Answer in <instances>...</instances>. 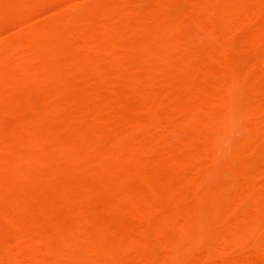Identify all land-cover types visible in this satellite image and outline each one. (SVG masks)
Masks as SVG:
<instances>
[{"label":"rangeland","instance_id":"obj_1","mask_svg":"<svg viewBox=\"0 0 264 264\" xmlns=\"http://www.w3.org/2000/svg\"><path fill=\"white\" fill-rule=\"evenodd\" d=\"M34 1L0 0V24L5 22L1 25L2 27L0 26V209L6 211L4 218L1 214L4 212L0 213V264H112V261L115 262L114 264H175L179 259L182 260L178 264H217L215 260L223 256L224 258L228 257L226 258L228 262L221 258L218 260V264H229V259L232 260L235 256L239 258L236 257L231 261V264L234 261H239L237 264H250V262L264 264V259H262L264 252L261 251L264 247V28H260L261 24H264V17L262 19L263 15H261L264 14L262 10L264 9V0H245L246 3L244 0H239L240 2L238 0H135L136 3L132 0L135 4L130 0H112L113 5H110V0H75L74 2L73 0H48L50 3L46 0V3L51 4L49 7H45L46 4L42 0V2L36 0L35 2L38 1L37 6L35 5L37 8L32 4ZM18 4L20 5L18 6ZM64 4L66 5L64 6ZM253 5H255L254 8L256 7L255 10H253ZM72 6L75 7L72 9ZM112 6H114L113 9ZM110 9L115 13H109ZM18 11H22L19 12V15L23 13L20 16L27 13V17L23 19L25 21L27 18V21L10 20L12 16L18 14ZM212 11L214 12L212 13ZM156 12L159 13L156 14ZM132 15L138 19H132ZM114 16L116 20L112 18ZM251 16H253L252 19ZM5 17L10 21H6ZM119 17L125 19L119 21L117 19ZM225 17L230 23L226 21ZM240 18L243 19L240 20ZM256 19L258 22L255 21ZM195 21H198L199 25L195 24ZM184 22L187 24L183 25ZM234 24L235 26H233ZM164 26L167 27L164 28ZM193 29L195 32H192ZM186 31L187 33H185ZM258 32L263 33V40H260L262 36ZM186 34L189 35V38ZM138 36H140V41L143 40L141 43L138 42ZM109 37L111 46L108 45L110 41L105 42ZM233 39L237 43H232ZM80 42V47L83 46V48L79 47ZM96 42H99L100 45H97ZM104 45L109 46L108 51L106 50L108 46L105 48ZM197 45L200 50L196 49ZM102 47L105 49L103 48V50ZM166 47L168 48L166 49ZM69 52L71 57H69ZM105 55L107 56L104 59ZM67 57L69 60L66 59ZM97 57L101 60H97ZM70 59L72 62H69ZM78 59L81 61H77ZM75 62L83 66L76 65ZM101 63L104 67L108 66L104 68ZM111 66L112 69H110ZM65 67L69 72L65 70ZM214 67L216 70L213 69ZM107 69L111 70L110 72L115 71L110 73V75L114 74V76L111 75L112 79L109 78L110 75H108L109 77L106 75ZM251 77L256 82H251L254 81ZM94 83H97L98 87L96 84L94 86ZM234 83L235 85L232 86L234 88H229ZM238 87H242L238 89L239 92H237ZM235 89L237 90L235 96L238 95L236 98L233 93ZM107 91L110 93H108L109 96L107 94L108 97L106 96ZM138 93L142 96L139 97ZM149 93L152 96H146ZM115 94L122 97L125 95L124 100L126 99V101L121 100L122 97L114 96ZM128 94L133 97L128 99ZM111 95L115 98L113 99ZM109 97L111 100L118 98V101L115 102L120 105L115 104L119 108L112 106L114 105L113 100L108 102ZM134 98L135 100L132 101ZM121 102L126 113L121 108ZM146 102H150L151 104H148L152 106L155 104L157 107L160 106V111L158 109L156 113L155 106L150 111L152 106L148 107ZM104 103L109 107L112 106L107 108V111L112 108L116 109L107 112L103 109L106 106ZM257 103L261 104L257 105ZM252 105L255 107L252 108ZM68 106H71V109ZM256 107H260L261 114L253 111ZM68 108L69 111L73 110L74 112H68V115H66L67 112L63 114ZM101 108L102 110H100ZM229 108L231 110H228ZM250 109L253 112H250ZM98 110L101 113L105 112L100 115ZM140 111L142 113H139ZM232 111L234 112L232 113ZM94 113L98 115L97 119ZM110 114L111 116H109ZM160 114L165 115L162 118ZM70 115L76 116L75 119L73 117L74 121ZM142 115L144 116L142 117ZM159 115L160 118L157 119L156 117ZM224 115L227 122L225 117H221ZM67 116H70L69 119ZM127 116H132L133 121L130 122L131 119L126 118ZM78 117L81 119H79L80 123L86 124L85 127L81 126L82 123H77ZM197 117L200 120H196ZM110 118H115L114 122ZM215 121L220 125L218 126ZM185 122L188 123V127L184 126ZM223 122H226L228 126L226 127V123ZM232 122L236 123L235 127L232 126L233 128L231 127ZM75 123L79 124L78 126L82 130L77 128L80 130H78L80 134H83L79 138L77 137L79 134L75 135L77 132H75V127H78ZM214 123L218 126V128L215 126V130L213 129ZM248 124L255 128L250 129ZM221 125L226 130L225 132L229 131V134L223 135L224 138H218L224 134ZM130 126L134 127L130 128ZM248 127L249 130L246 129ZM125 129L127 130L125 131ZM230 129H232L231 132ZM100 132L103 135H99ZM215 132L218 133L215 134ZM57 133H61L58 134L61 136L60 141V137L55 135ZM127 133H131L130 138ZM107 135H109L108 138ZM214 135L215 140L213 139ZM66 136L72 137L65 139ZM94 136L95 139L92 138ZM80 138H83L81 140L84 142ZM217 138L224 139L218 140L222 144L216 143ZM53 139L58 140H54L53 144L50 141ZM68 140L73 143L79 141L72 146ZM90 140L92 142L95 140L94 144ZM58 141H64L65 144L68 142V145L62 144V146L61 143L59 145ZM48 142L55 148L53 149L51 144L48 145ZM45 143L46 145H44ZM90 143L99 148L91 146ZM102 143H104L103 147H101ZM111 143H113V147H109ZM83 145H86V148L82 149L85 152L87 150L84 154L81 149L84 147ZM75 146L78 147L79 152L76 151ZM42 147L43 150L40 151ZM60 147L67 150L62 152ZM88 147L89 149H87ZM118 147L122 150L115 149ZM44 148H46V152ZM50 148L55 150V154L50 151ZM111 148L114 149L111 151ZM56 149L60 152L58 150L56 152ZM95 151L99 152V155H96ZM64 152L69 153L71 159L65 158L68 155L65 156ZM73 152L75 153L73 154ZM249 152L251 156L247 155ZM44 153L53 154L54 162H51L50 155L44 156ZM88 153L91 154L87 156ZM104 153L106 154L104 155ZM160 154L166 158L164 169L162 167L161 170L159 168L163 165L164 159L159 161L155 159ZM101 155L104 156L101 157ZM105 156L106 159L103 161ZM125 156L130 157L129 160L124 158L126 163L121 158ZM43 157H50V159L46 162L47 160H43ZM86 157H89V160ZM100 157L102 162L99 160ZM246 158L248 161H245ZM250 159L254 160L250 161ZM119 160L120 162H118ZM172 161L174 163L171 167L169 164ZM97 162H101L100 165L105 163V165L100 166ZM150 162L152 165L147 166ZM252 162L254 170L250 165ZM242 163L244 165L240 166ZM246 165L250 167L247 168ZM100 167L103 168L102 171ZM152 167H155V170H152ZM75 168L77 171L73 176ZM148 170L149 172H147ZM150 170L152 171L150 172ZM144 171L150 174L147 175L143 173ZM47 172L48 174L54 173L46 175L51 179L45 176L44 173ZM104 172H110V174L105 176ZM215 173L219 175H213ZM74 177L76 178L73 179ZM91 177L97 180L88 179ZM109 177L112 179L110 180ZM87 179L90 182L85 181ZM73 180H77L78 183L74 181L75 184H70ZM91 180L99 185L95 186ZM112 180L114 182L111 183ZM164 182L166 185L163 187L161 184H165ZM79 183L81 184L78 185ZM86 183L93 185L88 187L89 184ZM150 184H153L157 190L160 188V191H155V187L152 189ZM76 185L80 191L77 194ZM175 186L180 194L174 191ZM170 187L172 191L169 192L166 189ZM120 189H124L126 192L116 191ZM215 190H221V195ZM159 192H166V196L162 193L166 200L162 199ZM171 192L173 193L171 194ZM56 194L61 195L57 197ZM217 194L221 197H215ZM152 195L153 198L148 201L147 199ZM128 198L132 199L128 201L131 205L127 202ZM238 198L237 205L234 200H238ZM260 199H262V203L259 206H262L263 209L259 211L260 208L256 206L259 201L257 203L256 201ZM66 200L69 202L66 205L69 206L67 209ZM254 200L256 204L253 203ZM151 201L153 204L157 202L158 205L162 202L164 204L155 209L156 204L153 205L150 203ZM125 202L127 203L125 204ZM147 203H150V207L154 206L153 212L149 210L152 207L149 208ZM60 205H63L65 212L62 210L63 208H59ZM254 205L258 210L256 211L260 212L259 214L254 212L255 208L252 207ZM229 206L232 207V210ZM241 207L245 208L240 210ZM162 208L164 211L161 210ZM219 208L229 209L231 214L225 213ZM234 208L235 210H233ZM248 208H251L252 212L247 211L250 210ZM132 209L133 212L137 211L133 218L129 213ZM236 209L243 212V219L246 220L248 217H254V219L242 220L240 211L238 213ZM235 212L238 215L233 219L232 215ZM153 213V216H149ZM251 214L255 216H251ZM223 216L228 218H222ZM219 217L224 220H220ZM67 218L68 222H66ZM214 218H217L218 221L214 222ZM229 218L232 219L228 222ZM237 218L245 221L244 224H241L243 222L238 224ZM155 221L158 223L156 224ZM150 222L153 223L152 226L147 225H151ZM246 222L251 225L252 232L249 229L245 230V226L248 225ZM233 223L235 224L234 228L232 227ZM258 223L259 226L261 224L262 226H256ZM223 224L226 229L221 227ZM240 225H244L243 228H245V231L242 230L246 236L239 235L245 237L240 239L244 240V243L236 239L239 238L235 233L239 234ZM128 227L132 230L127 229ZM121 228L125 233L127 231L126 235L123 232L120 233L123 231ZM137 228L140 229L138 231H141V228L145 229L137 234ZM237 228L239 229L237 230ZM253 228L260 231L256 232ZM229 229H231L230 231L235 229L231 234L234 233L233 236H236V241L238 240V242L234 241L236 245L232 240L230 243H234L233 248H230L229 245L226 246V243L225 246H217L218 243L223 244L232 239L227 241L228 237L224 235ZM148 230L150 231L148 232ZM129 231L131 235L128 234ZM261 231L262 233H259ZM133 232L134 235H132ZM143 232H146V236H143ZM229 232L226 234L230 237ZM221 235L225 236L221 239L224 242L216 240ZM126 237H129L133 242V245L127 247L128 249L125 248V243H130V241L127 240L129 238L125 239ZM108 238L111 240L107 241ZM90 239L91 241H89ZM83 240H87V243L84 244ZM174 241L183 244H178V247L175 246L172 249L168 245H177V242ZM254 242H258V246ZM89 243L90 245H88ZM259 244H261V250ZM180 246H186V249L183 250ZM251 246L253 247L249 254L246 251H249ZM131 247L132 249L135 247L137 251L130 250ZM151 247L158 253H154ZM218 247L223 248V251ZM122 248L126 250L123 251ZM149 250L153 252H147ZM143 252L146 256L143 254L142 257L140 254ZM252 252L255 256H252ZM244 253L250 258L247 259ZM158 254L160 255L158 256ZM204 256L206 257L204 259L211 262L201 259ZM242 256L244 258L246 256V258L244 259ZM251 256L258 257L255 260L254 258L250 260ZM4 257L6 259H3ZM165 259L166 261L163 262ZM168 259L172 262H168L170 261ZM246 259L250 262L248 263Z\"/></svg>","mask_w":264,"mask_h":264},{"label":"bare ground","instance_id":"obj_2","mask_svg":"<svg viewBox=\"0 0 264 264\" xmlns=\"http://www.w3.org/2000/svg\"><path fill=\"white\" fill-rule=\"evenodd\" d=\"M27 1H28V0H27ZM29 1H30V0H29ZM32 1H33V0H32ZM35 1H36V0H35ZM35 1L32 2V4H33L34 6H35V5L37 6L36 3H38V1H37V2H35ZM40 1H41V0H40ZM42 1L46 4L45 7H49V6L51 5V4L49 5L48 3H46V0H42ZM42 1H41V2H42ZM47 1H48V0H47ZM49 1H50V0H49ZM49 1H48V2H49ZM53 1H54V0H53ZM60 1H61V0H60ZM71 1H72V0H71ZM74 1H75V0H73V2H74ZM111 1H112V0H110V2H111ZM120 1H121V0H120ZM133 1L135 2V0H133ZM137 1H139V0H137ZM151 1H152V0H151ZM155 1H156V0H155ZM238 1H239V0H238ZM244 1H245V0H244ZM250 1H251V0H250ZM257 1H258V0H257ZM55 2H56V1H55ZM57 2H58V1H57ZM112 2H113V1H112ZM112 2L110 3V5L112 4ZM115 2H116V1H115ZM115 2H114V3H115ZM118 2H119V1H118ZM123 2H124V1H123ZM130 2L133 3V4L136 3V2H135V3L132 2V0H130ZM130 2H129V3H130ZM140 2H141V1H140ZM227 2H228V1H227ZM231 2H232V1H231ZM239 2H240V1H239ZM27 3H28V2H27ZM49 3H50V2H49ZM51 3H52V2H51ZM66 3H67V2H66ZM106 3H107V1H106ZM106 3H105V4H106ZM233 3H234V2H233ZM233 3H232V4H233ZM245 3H246V1H245ZM20 4L22 5V3H20ZM20 4H18V6H19ZM30 4H31V3H30ZM53 4H55V3H53ZM67 4H69V3H67ZM73 4H74V3H73ZM100 4H101V3H100ZM107 4H108V3H107ZM107 4H106V5H107ZM125 4L127 5L126 1H125ZM137 4H138V3H137ZM248 4H249V3H248ZM263 4H264V3H263ZM23 5H24V4H23ZM26 5H27V4H26ZM38 5H39V4H38ZM65 5H66V4H64V6H65ZM74 5H75V4H74ZM78 5H80V4H78ZM81 5L83 6L82 3H81ZM106 5H105V6H106ZM110 5H109V6H110ZM112 5H113V4H112ZM130 5L132 6V4H130ZM218 5H219V3H218ZM227 5H228V4H227ZM36 6H35V7H36ZM40 6H41V5H40ZM52 6H53V5H52ZM57 6H58V5H57ZM76 6H77V5H76ZM107 6H108V5H107ZM131 6H130V8H131ZM219 6H220V5H219ZM219 6H218V7H219ZM229 6H230V5H229ZM243 6H244V3H243ZM243 6H241V7L243 8ZM254 6H255V5H253V8H254ZM14 7H15V6H14ZM16 7H17V6H16ZM22 7H23V6H22ZM22 7H21V8H22ZM30 7H31V6H30ZM30 7H28V8H30ZM41 7H42V6H41ZM73 7H75V6H72V9H73ZM133 7H134V6H133ZM230 7H231V6H230ZM244 7H245V6H244ZM248 7H249V5L247 6V8H248ZM261 7L263 8V5H262ZM36 8H37V7H36ZM36 8H35V9H36ZM39 8H40V7H39ZM69 8H70V6H69ZM113 8H114V6H112V9H113ZM127 8H128V6H127ZM225 8H226V7H225ZM245 8H246V7H245ZM245 8H244V9H245ZM253 8H252V9H253ZM255 8H256V7H255ZM255 8H254L253 10H255ZM259 8H260V7H259ZM31 9H32V7H31ZM70 9H71V8H70ZM132 9H133V8H132ZM160 9H161V8H160ZM18 10H19V9H18ZM120 10H121V9H120ZM209 10H210V8H209ZM219 10H220V9H219ZM253 10H252V11H253ZM262 10L264 11V9H262ZM34 11H35V10H34ZM110 11H111V9L109 10V13H113V12L115 13L114 10H112L111 12H110ZM152 11H153V10H152ZM258 11H259V10H258ZM258 11H257V12H258ZM19 12H22V11H18V12H17L18 14H16V15L13 14V15H15V16H12V17L10 18V20H17V21L20 20V21H24L23 19H25V17H27V15H26L27 13H26L24 16H20V15L23 14V13H20V15H19ZM213 12H214V11H212V13H213ZM220 12H222V11H220ZM224 12H225V11H224ZM253 12H255V11H253ZM253 12H252V13H253ZM14 13H16V12H14ZM105 13H106V12H105ZM157 13H159V12H156V14H157ZM10 14H11V13H10ZM10 14H8V15H10ZM116 14H117V13H116ZM214 14H215V13H214ZM222 14H223V13H222ZM245 14H247V13H245ZM249 14H250V13H249ZM255 14H256V12H255ZM260 14H261V13H260ZM118 15H119V14H118ZM188 15H190V14H188ZM194 15H195V14H194ZM194 15H193V20H194ZM196 15H197V14H196ZM236 15H238V14H236ZM261 15H263V16H262V19H263L264 14L262 13ZM124 16H125V15H124ZM132 16H133V15H132ZM132 16H131V17H132ZM150 16H151V15H150ZM190 16H191V15H190ZM201 16H203V15H201ZM213 16H214V15H213ZM213 16H212V17H213ZM254 16L256 17V15H254ZM259 16H260V15H259ZM116 17H117V16H116ZM134 17H135V18H134ZM159 17H160V16H159ZM159 17H158V18H159ZM172 17H173V16H172ZM195 17H196V16H195ZM238 17H240V16H238ZM242 17H244V15H242ZM112 18L115 19V16L112 17ZM164 18H165V17H164ZM176 18H177V17H176ZM209 18L211 19V17H209ZM209 18H208V19H209ZM225 18H226V17H225ZM228 18H229V17H228ZM232 18H233V17H232ZM252 18H253V16H251V19H252ZM257 18H258V16H257ZM4 19H6V17H5ZM55 19H56V18H55ZM57 19H59V18H57ZM109 19H110V18H109ZM117 19H119V21H120L121 17H119V18H117ZM123 19H125V18H123ZM123 19H121V20H123ZM127 19H128V18H127ZM132 19H138V17L133 16ZM159 19H160V18H159ZM191 19H192V18H191ZM205 19H206V18H205ZM213 19H214V17H213ZM229 19H230V18H229ZM241 19H243V18H240V20H241ZM7 20H9V19L7 18L6 21H7ZM10 20H9V21H10ZM115 20H116V19H115ZM195 20H198V19H195ZM206 20H207V19H206ZM224 20H225V19H224ZM232 20H233V19H232ZM232 20H231V21H232ZM234 20H235V19H234ZM236 20H237V19H236ZM245 20H246V19H245ZM258 20L260 21V18H259ZM263 20H264V19H263ZM263 20H262V22H263ZM25 21H27V18H26ZM25 21H24V22H25ZM28 21H29V19H28ZM117 21H118V20H117ZM132 21H133V20H132ZM134 21H135V20H134ZM134 21H133V22H134ZM162 21H163V20H162ZM165 21H166V20H165ZM165 21H164V22H165ZM202 21H204V19H202ZM211 21H213V20L211 19ZM222 21H223V20H222ZM226 21H227V18H226ZM255 21H257V19H256ZM186 22H187V21H186ZM186 22H184L183 25H185ZM195 22H196L195 24L198 23V21H195ZM217 22H219V21H217ZM227 22H229V20H228ZM257 22H258V21H257ZM22 23H23V22H22ZM61 23H62V22H61ZM118 23H119V22H118ZM121 23H122V22H121ZM131 23H132V22H131ZM202 23H203V22H202ZM207 23H208V22H207ZM229 23H230V22H229ZM234 23H235V22H234ZM3 24H5V22H4ZM3 24H0V26L3 25ZM166 24H168V23H166ZM186 24H187V23H186ZM209 24H210V23H209ZM209 24H208V25H209ZM258 24L260 25V23H258ZM197 25H199V23H198ZM210 25H211V24H210ZM263 25H264V24H263ZM263 25L261 24V27H260L261 29L264 28ZM103 26H104V25H103ZM186 26H187V25H186ZM233 26H235V24H234ZM233 26H232V27H233ZM257 26H258V25H257ZM1 27H2V26H1ZM104 27H105V26H104ZM108 27H109V26H108ZM166 27H167V26H164V28H166ZM208 27H209V26H208ZM211 27L213 28L212 25H211ZM211 27H210V29H212ZM258 27H259V26H258ZM214 28H215V26H214ZM260 28H259V29H260ZM204 29H205V28H204ZM245 29H246V28H245ZM111 30H113V29H111ZM191 30H192V28H191ZM194 30H195V29H193L192 32H195ZM237 30H238V29H237ZM237 30H236V31H237ZM248 30H249V29H248ZM257 30H258V29H257ZM115 31H116V30H115ZM199 31H200V30H199ZM199 31H197V32H199ZM126 32H127V31H126ZM140 32H141V31H140ZM169 32H170V31H169ZM118 33H119V32H118ZM129 33H130V32H129ZM150 33H152V32H150ZM167 33H168V32H167ZM171 33H172V32H171ZM185 33H187V31H186ZM185 33H184V34H185ZM130 34H131V33H130ZM130 34H129V35H130ZM163 34H165V33H163ZM188 34H189V33H188ZM188 34H186L187 37L189 36ZM190 34H191V32H190ZM192 34L194 35L195 33H192ZM258 34L260 35L261 33L258 32ZM70 35H71V34H70ZM90 35H91V34H90ZM94 35H95V34H94ZM132 35H133V34H132ZM134 35H135V34H134ZM156 35H157V34H156ZM171 35H173V34H171ZM262 35H263V33H262L260 36H262ZM91 36H92V35H91ZM109 36H110V35H109ZM160 36H161V35H160ZM191 36H192V35H191ZM237 36H239V35H237ZM133 37H134V36H133ZM166 37H167V36H166ZM192 37H194V36H192ZM70 38H72V37H70ZM95 38H96V37H95ZM139 38H140V36H138V39H139ZM146 38H147V37H146ZM150 38H151V37H150ZM172 38H174V37H172ZM188 38H189V37H188ZM213 38H214V37H213ZM235 38H236V37H235ZM235 38H234V39H235ZM260 38H261V37H260ZM190 39H191V38H190ZM190 39H189V40H190ZM234 39H233V40H234ZM67 40H68V39H67ZM69 40H70V39H69ZM132 40H133V39H132ZM132 40H131V41H132ZM165 40H166V39H165ZM217 40H219V39H217ZM233 40H232V41H233ZM260 40H263V36H262V39H260ZM108 41H110V43H108V45L111 46V40H110V37H109V39H106L105 42H108ZM141 41H143V40H141ZM141 41H140V39H139L138 42L141 43ZM235 41H236V40H234L232 43H234ZM263 41H264V40H263ZM263 41H262V42H263ZM148 42H149V41H148ZM230 42H231V41H230ZM96 43H97V45L99 44V42H96ZM112 43H113V42H112ZM128 43H129V42H128ZM136 43H137V42H136ZM136 43H135V44H136ZM194 43H195V42H194ZM235 43H237V42H235ZM252 43H253V42H252ZM105 44H106V43H105ZM129 44H130V43H129ZM173 44H174V43H173ZM226 44H227V43H226ZM239 44H240V43H239ZM73 45H75V44H73ZM80 45H81V42H80V44H79V47H80ZM99 45H100V44H99ZM108 45H104V47H105V46H108ZM112 45H113V44H112ZM114 45H116V44H114ZM123 45H124V44H123ZM205 45H206V44H205ZM235 45H236V44H235ZM260 45H261V44H260ZM260 45H259V46H260ZM128 46H129V45H128ZM128 46H127V47H128ZM134 46H135V45H134ZM139 46H140V45H139ZM145 46H147V44H145ZM220 46H221V45H220ZM42 47H43V46H42ZM44 47H45V46H44ZM81 47L83 48V46H81ZM81 47H80V48H81ZM104 47H102V49H103ZM114 47H116V46H114ZM118 47H120V46H118ZM124 47H125V46H124ZM143 47H144V46H143ZM188 47H189V46H188ZM218 47H219V46H218ZM237 47L239 48V45H237ZM105 48H106V47H105ZM105 48H104V49H105ZM108 48H109V46H108L107 49H106L107 51H108ZM133 48H135V47H133ZM146 48H148V46H147ZM167 48H168V47H166V49H167ZM195 48H196V46H195ZM210 48H211V47H210ZM97 49H98V48H97ZM104 49H103V50H104ZM110 49H112V48L110 47ZM127 49H128V48H127ZM189 49H190V48H189ZM193 49H194V48H193ZM196 49L200 50V49L198 48V45H197V48H196ZM212 49H213V47H212ZM45 50H46V49H45ZM144 50H145V49H144ZM202 50H203V49H202ZM241 50H242V49H241ZM100 51H101V50H100ZM111 51H113V50H111ZM203 51H204V50H203ZM203 51H202V52H203ZM93 52H95V51H93ZM113 52H114V51H113ZM118 52H120V51H118ZM124 52H126V51H124ZM199 52H201V51H199ZM202 52H201V53H202ZM206 52H207V51H206ZM75 53H77V52H75ZM75 53H74V54H75ZM100 53H101V52H100ZM104 53H106V52H104ZM107 53H110V52H107ZM115 53H116V52H115ZM64 54H65V53H64ZM101 54H102V53H101ZM116 54H118V53H116ZM116 54H115V55H116ZM120 54L122 55V53H120ZM167 54H168V53H167ZM209 54H210V53H209ZM65 55H66V54H65ZM95 55H96V54H95ZM102 55H103V54H102ZM108 55H109V54H108ZM115 55H114V56H115ZM118 55H119V54H118ZM124 55H125V54H124ZM197 55H199V54H197ZM203 55H204V54H203ZM103 56H104V55H103ZM106 56H107V55H105L104 59L106 58ZM69 57H71V56H70V52H69ZM62 58H63V57H62ZM72 58H73V57H72ZM72 58H71V59H72ZM87 58L89 59V57H87ZM119 58H120V57H119ZM64 59H65V58H64ZM66 59L69 60L68 57H67ZM71 59H70L69 62H72ZM90 59H91V58H90ZM90 59H89V60H90ZM93 59H96V58H93ZM99 59H100V58H99ZM99 59H98V57H97V60H99ZM104 59H103V60H104ZM201 59H202V58H201ZM206 59H207V58H206ZM89 60H88V61H89ZM91 60H92V59H91ZM100 60H101V59H100ZM103 60H102V61H103ZM106 60H107V59H106ZM122 60H124V59H122ZM122 60H120V61H122ZM160 60H161V59H160ZM204 60H205V59H204ZM77 61H81V60L78 59ZM190 61H191V59H190ZM206 61H207V60H206ZM73 62H74V61H73ZM86 62H87V61H86ZM90 62H93V61H90ZM104 62H105V61H104ZM104 62H103V63H104ZM159 62H160V61H159ZM195 62L198 63L197 61H195ZM204 62H205V61H204ZM75 63H76V65L79 64V66H81V67L83 66V65H81V64L78 63V62H75ZM88 63H89V62H88ZM97 63H98V62H97ZM103 63H101L102 66H103ZM164 63H165V62H164ZM242 63H244V62H242ZM245 63H246V62H245ZM71 64H72V63H71ZM121 64H122V63H121ZM124 64H125V62H124ZM124 64H123V66H124ZM92 65H93V64H92ZM94 65H95V64H94ZM247 65H248V63H247ZM247 65H246V66H247ZM84 66H86V65H84ZM107 66H108V65H107ZM107 66H105V67L103 66V67L106 68ZM227 66H228V65H227ZM229 66H231V65H229ZM242 66H244V65H242ZM219 67H220V66H219ZM221 67H222V66H221ZM221 67H220V68H221ZM225 67H226V66H225ZM225 67H224V68H225ZM66 68H67V67H65V70L67 71ZM91 68H92V67H91ZM215 68H216V67H214L213 69L216 70ZM227 68H228V67H227ZM227 68H226V69H227ZM247 68H248V67H247ZM87 69H90V68L87 67ZM110 69H112V66L110 67ZM226 69H225V70H226ZM228 69H229V68H228ZM248 69H249V68H248ZM108 70H109V69L106 70V71H107V74L105 73L107 76L110 75V73H114V72H115L114 70H112L113 72H110L111 70H110V71H108ZM263 70H264V69H263ZM211 71H212V70H211ZM228 71H229V70H228ZM67 72H69V70H68ZM99 72H100V70H99ZM104 72H105V71H104ZM108 72H109V73H108ZM218 72H219V71H218ZM230 72H231V71H230ZM235 72H236V71H235ZM185 73L187 74V71H186ZM186 74H185V75H186ZM197 74H198V73H197ZM209 74H210V72H209ZM262 74H263V73H262ZM262 74H261V75H262ZM73 75H74V73H73ZM106 75H105V76H106ZM111 75L114 76V74H111ZM111 75H110V77L108 76L110 79H112V78H111V77H112ZM153 75H154V74H153ZM103 76H104V75H103ZM148 76H149V75H148ZM166 76H167V75H166ZM166 76H165V77H166ZM186 76H187V75H186ZM186 76H185V77H186ZM204 76H205V75H204ZM152 77H155V76H152ZM156 77H157V76H156ZM163 77H164V76H163ZM187 77H188V76H187ZM207 77H208V76H207ZM260 77H261V76H260ZM262 77H263V76H262ZM113 78H114V77H113ZM102 79H103V77H102ZM251 79H253V77H251ZM253 80H254V79H253ZM120 81H121V80H120ZM148 81H149V80H148ZM238 81H239V80H238ZM100 82H102V81L100 80ZM110 82H111V81H110ZM121 82H122V81H121ZM143 82H144V81H143ZM251 82L254 83V82H256V81L254 80V81H251ZM251 82H248V83L252 84ZM104 83H105V82H104ZM113 83H114V82H112V85H114ZM137 83H138V82H137ZM95 84H96V86H97V83H94V86H95ZM121 84H122V83H121ZM125 84H127V83H125ZM241 84H242V83H241ZM234 85H235V83H234L233 85L229 86V88L231 87V88L233 89L234 87H232V86H234ZM236 85H237V83H236ZM262 85H263V84H262ZM128 86H129V85H128ZM90 87H91V86H90ZM97 87H98V86H97ZM138 87H140V86H138ZM144 87H145V86H144ZM144 87H142V88H144ZM154 87H155V86H154ZM235 88H236V86H235ZM241 88H242V87H241ZM241 88L238 87L237 90H238V89H241ZM138 89H140V88H138ZM154 89H155V91H156V88H154ZM232 89H231V90H232ZM110 90H111V89H110ZM226 90H227V89H226ZM229 90H230V89H229ZM231 90H230V91H231ZM237 90H236V89L233 90L234 96H235V91H237ZM104 91H105V89H104ZM104 91H103V92H104ZM146 91H147V90H146ZM240 91H241V90H240ZM101 92H102V91H101ZM139 92H141V91H139ZM148 92H149V91H148ZM237 92H239V90H238ZM237 92H236V93H237ZM104 93H105V92H104ZM108 93H109V92L107 91L106 96H107ZM151 93H152V92H151ZM153 93H154V92H153ZM109 94H110V93H109ZM109 94H108V96H109ZM132 94H133V93H132ZM136 94H137V92H136ZM142 94H143V93H142ZM128 95H129V94H128ZM134 95H135V94H134ZM149 95L152 96V94H150V93L147 94L146 96H149ZM108 96H107V97H108ZM111 96H112V98L114 99V98H115L114 96H118V94H117V95L115 94L114 96L111 95ZM138 96L141 97L142 95H140V94L138 93ZM144 96H145V95H144ZM107 97H106V98H107ZM119 97H122V96L119 95L118 98H119ZM124 97H125V95H124L122 98H120V99H121V100H124ZM130 97H133V95H132V96L129 95L128 99H129ZM236 97H238V95L235 96L234 98H236ZM85 98H87V97H85ZM109 98H110V97H109ZM118 98H116L117 100H116V99H115V100L112 99V100H113L112 103H114V105H112V106H114V107H116V108L120 105V104H117L118 102H115V101H118ZM144 98H146V97H144ZM144 98H143V100H144ZM175 98H176V95H175ZM177 98H178V97H177ZM180 99H181V98H180ZM180 99H179V100H180ZM104 100H105V99H104ZM112 100H111V98H110V99L108 100V102H110V101H112ZM121 100H120V101H121ZM134 100H135V98L132 99V101H134ZM139 100H140V98H139ZM143 100H142V101H143ZM120 101H119V103H120ZM124 101H126V99H125ZM128 101H129V100H128ZM136 101H137V100H136ZM136 101H135V102H136ZM105 103H106V102H105ZM105 103H104V104H105ZM112 103H111V104H112ZM115 103H116L118 106H116ZM148 103L151 104L150 102H146V105H149ZM252 103H253V102H251V104H252ZM108 104H110V103H108ZM111 104H110V105H111ZM253 104H254V103H253ZM258 104H259V103H257V105H258ZM260 104H261V103H260ZM260 104H259V105H260ZM105 105H106V104H105ZM106 106H107V105H106ZM106 106H104V107H106ZM112 106H111V107H112ZM122 106L124 107V105H122V102H121V108H122ZM151 106H152V105H149L148 107H151ZM154 106L156 107L155 111L158 110L159 107H160V106L157 107L156 104H155ZM154 106H152V108H150V109H151L150 111L153 110V107H154ZM252 106H253L252 108L255 107V105H252ZM68 107H69V106H68ZM75 107H76V106H75ZM104 107H103V109H105V111H107V108H108V109L111 108V107H109V106H107L106 108H104ZM65 108H67V107H65ZM69 108L71 109V106H70ZM69 108H68V109H65L64 113H63V112H62V113L65 114V112H67L66 115H68V112H71V111L74 112L73 110L69 111ZM116 108H112V109H110L109 111H111V110H113V109H116ZM118 108H119V107H118ZM122 109H123V108H122ZM141 109H142V108H141ZM145 109H146V107H145ZM160 109H161V108H160ZM160 109H159V111H160ZM66 110H68V111H66ZM100 110H102V108H101ZM100 110H98V111L100 112ZM120 110H121V109H120ZM124 110H125V108L123 109V111H124ZM228 110H231V109L229 108ZM105 111H103V112H105ZM109 111H107V112H109ZM163 111L165 112V110H163ZM253 111H255V113H257V114H261V113H262V110L260 109V107H256L255 110H253ZM253 111H252V109H250V112H253ZM99 112H97V113H99ZM103 112H102V113H103ZM114 112H115V111H114ZM120 112H121V111H120ZM124 112H125V111H124ZM194 112H195V111H194ZM230 112H231V111H230ZM230 112H229V113H230ZM233 112H234V111H232V113H233ZM102 113L100 112V115H101ZM125 113H126V112H125ZM139 113H142V112L140 111ZM139 113H138V114H139ZM152 113H153V112H152ZM156 113H157V111H156ZM94 114H95V115H94ZM94 114H93V115H94L95 118L97 119L98 115H96V113H94ZM120 114H121V113H120ZM145 114H147V113H145ZM153 114H154V113H153ZM126 115H127V114H126ZM128 115H129V114H128ZM136 115H137V114H136ZM148 115H149V114H148ZM160 115H161V114H160ZM160 115L157 116L156 118H157V119H158V117L160 118ZM164 115H165V114H164ZM164 115H161V117L163 118ZM234 115H235V114H234ZM70 116H71V119H73L74 116H73V115H70ZM70 116H67L68 119H69ZM109 116H111V114H110ZM116 116H117V115H116ZM124 116H125V114H124ZM143 116H144V115H142V117H143ZM145 116H146V115H145ZM228 116H229V115H228ZM231 116L233 117L232 114H231ZM231 116H230V117H231ZM75 117H76V116H75ZM75 117H74V119H75ZM128 117H129V116H127L126 118H128ZM131 117H132V116H131ZM131 117H129V120L131 119ZM142 117H141V119H142ZM148 117H149V116H148ZM221 117H222V118L225 117V118H224L225 121H226V122L228 121V120H226V116H225V115H224V116H221ZM230 117H229V119H230ZM235 117H236V116H235ZM235 117H234V118H235ZM95 118H94V119H95ZM118 118H120V117H118ZM124 118H125V117H124ZM126 118H125V119H126ZM135 118H136V117H135ZM144 118H145V117H144ZM144 118H143V119H144ZM156 118H155V119H156ZM201 118H202V117H201ZM74 119H73V121H74ZM79 119H80V118L78 117V119L76 120L77 123H80V120H81V119H80V120H79ZM107 119H108V118H107ZM110 119H112V118H110ZM150 119H151V117H150ZM152 119H153V118H152ZM155 119H154V120H155ZM202 119H203V118H202ZM202 119H201V120H202ZM217 119H219V118H217ZM78 120H79V122H78ZM114 120H115V118L112 119L113 122H114ZM154 120H153V121H154ZM163 120H164V119H163ZM193 120H194V119H193ZM196 120H200V118L197 117ZM220 120H223V119L220 118ZM76 121H75V122H76ZM124 121H125V120H124ZM132 121H133V120L131 119L130 122H132ZM153 121H151V122H153ZM165 121H167V120H165ZM168 121H169V120H168ZM217 121H219V120H217ZM232 121H233V120H232ZM234 121H235V120H234ZM3 122H4V121H3ZM157 122H159V121L157 120ZM215 122H216V121H215ZM226 122H223V123H226ZM70 123H71V122H70ZM77 123H75V125H77ZM81 123H82V122H81ZM81 123H80V124H81ZM110 123H111V121H110ZM163 123H165V122L163 121ZM216 123L218 124V122H216ZM223 123H221V124H223ZM71 124H73V123H71ZM131 124H132V123H131ZM131 124H129V125H131ZM133 124H134V122H133ZM159 124H160V123H159ZM182 124H183V123H182ZM187 124H188V123H187ZM187 124H186V122H185L184 126H187ZM232 124H233V125H231V123H230L231 127H232V126L235 127L234 125H236V123H235V122H232ZM75 125H74V126H75ZM78 125H79V124H78ZM78 125H77V126H78ZM84 125H86V124L82 123L81 126H84ZM95 125H96V124H95ZM155 125H156V124H155ZM173 125H175V124H173ZM219 125H220V124H218V126H219ZM230 125H229V126H230ZM246 125H247V124H246ZM250 125H251V124H250ZM250 125L248 124V126H250ZM88 126H89V125H88ZM113 126H114V125H113ZM134 126H137V125H134ZM134 126H132V127L130 126V128H133ZM157 126H158V125H157ZM213 126H214L213 129L215 130V129H216L215 126H217V125L214 123ZM218 126H217V128H218ZM223 126H224V124H223ZM223 126L221 125L220 127L222 128V131L224 132V134L221 135L222 137L220 136V137H218V138H224L223 135H225V133H228V132H229V131H228V132H225V131H226V130L224 129L225 126H224V128H223ZM227 126H228V124L226 123V127H227ZM72 127H73V126H72ZM84 127H85V126H84ZM89 127H91V126H89ZM179 127H180V125H179ZM187 127H188V126H187ZM231 127H230V128H231ZM233 127H232V128H233ZM246 127H247V126H246ZM250 127H251V126H250ZM77 128H79L80 130H81V128H80L79 126H78V127H75V132H76V131H77V132H76V133L74 132V133H75V135H76V134H77V135L79 134V135L77 136V137L79 138L80 135H83V134H82V133L80 134V132H79L80 130L77 129ZM252 128L254 129L255 127L252 126L250 129H252ZM76 129H77V130H76ZM102 129H103V128H102ZM135 129H136V128H135ZM246 129L249 130V127L246 128ZM78 130H79V131H78ZM88 130H89V129H88ZM126 130H127V129H125V131H126ZM139 130H140V129H139ZM143 130H144V129H143ZM231 130H232V129H230V132H231ZM73 131H74V130H73ZM81 131H82V130H81ZM85 131L87 132V130H85ZM95 131H97V130H95ZM103 131H104V130H103ZM103 131H102V132H103ZM117 131H118V129H117ZM152 131H153V129H152ZM219 131H221V130H219ZM92 132H93V131H92ZM122 132H123V131H122ZM133 132H134V131H133ZM153 132L155 133V131H153ZM213 132H214V131H213ZM248 132L250 133L251 130L248 131ZM61 133H64V132H61ZM61 133H57V134H55V135H57L56 137H58V136L60 137V138H59V141L61 140V136L58 135V134H61ZM103 133H104V132H103ZM154 133H153V134H154ZM216 133H218V132H215V134H216ZM90 134H91V133H90ZM92 134H93V133H92ZM100 134H101V132L99 133V135H100ZM109 134H110V133H109ZM128 134H129V133H127V135H128ZM130 134H131V133H130ZM130 134H129V135H130ZM211 134H213V133L211 132ZM228 134H229V133H228ZM75 135H74V136H75ZM86 135H87V133H86ZM94 135L96 136V134H94ZM101 135H103V134H101ZM113 135H114V133L112 134V136H113ZM218 135H219V134H218ZM62 136H63V134H62ZM69 136H70V134H69ZM74 136H73V137H74ZM87 136H88V135H87ZM89 136H92V135H89ZM95 136L92 137V138L95 139ZM97 136H98V135H97ZM108 136H109V135H107V138H108ZM132 136H133V135H132ZM71 137H72V136H71ZM71 137L66 136L65 139H67V138L70 139ZM75 137H76V136H75ZM75 137H74V138H75ZM84 137H85V136H84ZM105 137H106V136H105ZM110 137H111V136H110ZM114 137H115V136H114ZM114 137H113V138H114ZM126 137H127V136H126ZM130 137H131V135H130L128 138H130ZM88 138H89V137H88ZM96 138H99V137H96ZM128 138H127V139H128ZM215 138H216V137H215V135H214L213 139L215 140ZM218 138L216 139V143H218V142L221 141V140H224V139L219 140ZM62 139H63V138H62ZM75 139H76V138H75ZM81 139H83V138H80V140H81ZM84 139H85V138H84ZM99 139H100V138H99ZM101 139H102V138H101ZM105 139H106V138H105ZM111 139H112V138H111ZM225 139H226V136H225ZM54 140H56V139L50 140V141H52L51 143H53ZM57 140H58V139H57ZM57 140H56V141H57ZM218 140H219V141H218ZM56 141H55V142H56ZM59 141L57 142L58 144H59V143H61V145H62V144H63V145L65 144V143H63L64 141H63V142H62V141L59 142ZM70 141H73V140H70ZM78 141H79V140H78ZM78 141H77V142H78ZM81 141H82V140H81ZM85 141H87V140H85ZM90 141H91V140H90ZM105 141L107 142V140H105ZM68 142H69V140H68ZM68 142H67V144H65V145H68ZM77 142H76V141H75V143H73V142H69V144L71 143V145L74 146ZM82 142H84V141H82ZM91 142H92V141H91ZM93 142H95V140H93ZM93 142H92V143H93ZM99 142H100V140H99ZM99 142L97 141V143H99ZM106 142H105V144L108 143V142H107V143H106ZM133 142H134V141H133ZM51 143L48 142V145L51 144ZM57 143H56V144H57ZM88 143H89V142H88ZM122 143H123V142H122ZM127 143H128V142H127ZM53 144H54V143H53ZM53 144H51V146H52ZM80 144H81V143H80ZM80 144H79V146H80ZM85 144H86V143H85ZM90 144H91V143H90ZM90 144H89V145H90ZM93 144H94V143H93ZM103 144H104V143L101 144V145H102L101 147H103ZM112 144H113V143H111V145H110L109 147H111ZM134 144H135V143H134ZM134 144H133V145H134ZM219 144H222V143L219 142ZM44 145H46V143H45ZM44 145H43V146H44ZM48 145H47V146H48ZM59 145H60V144H59ZM63 145H62V146H63ZM86 145H87V144H86ZM86 145H85V146H86ZM114 145H115V144H114ZM117 145H118V144H117ZM117 145H116V146H117ZM81 146H82V145H81ZM83 146H84V145H83ZM85 146H84V147H81V149H82V148H86ZM91 146H94V145L91 144ZM120 146H122V145H120ZM131 146H132V145H131ZM135 146H136V145H135ZM64 147H65V146H64ZM64 147H60V149L62 150V152H63V150H64ZM94 147H98V146L95 145ZM112 147H113V146H112ZM52 148H53V149L55 148L54 145H53ZM52 148H50V151H53L54 154H55V150H51ZM56 148H57V147H56ZM58 148H59V147H58ZM75 148H76V146H75ZM98 148H99V147H98ZM105 148H106V147H105ZM105 148H104V149H105ZM107 148H108V147H107ZM153 148H154V147H153ZM153 148H151V149H153ZM44 149H45L44 151L46 152V148H44ZM87 149H89V147H88ZM91 149H92V148H91ZM94 149H97V148H94ZM113 149H114V148H111L110 150L112 151ZM115 149H116V150H118V149H119V150H122V149H120L119 147H118V148H115ZM154 149H155V148H154ZM42 150H43V147H42V149H40V151H42ZM48 150H49V149H48ZM48 150H47V151H48ZM57 150H58V149H56V152H57ZM66 150H67V149H66ZM66 150H64V151H66ZM97 150H98V149H97ZM99 150H100V149H99ZM105 150H106V149H105ZM108 150H109V149H108ZM143 150H144V149H143ZM68 151H69V150H68ZM68 151H67V152H68ZM76 151H78V147L76 148ZM76 151H75V152H76ZM83 151H84V150L82 149V152H83ZM92 151H93V150H92ZM145 151H147V150H145ZM156 151H157V150H156ZM251 151H252V150H251ZM58 152H60V150H58ZM71 152H72V151H71ZM75 152H73V154H74ZM78 152H79V151H78ZM86 152H87V150H86ZM86 152L84 151L83 154L86 153ZM127 152H128V151H127ZM158 152H159V151H158ZM49 153H50V152H49ZM94 153H96V151H95ZM124 153H125V152H124ZM155 153H156V152H155ZM254 153H255V151H254ZM254 153H253V155H254ZM63 154H64L65 156L68 155V156H66L65 158L69 157V158L71 159V156H69V153L64 152ZM89 154H91V153H88L87 156H89ZM100 154H101V153H100ZM105 154H106V153H104V155H105ZM107 154H108V153H107ZM249 154H250V152H249L247 155H248V156H251V155H249ZM48 155H50V154H48V153H44V156H48ZM52 155H53V154H52ZM52 155H50V156H51V160H52L51 162H54V160H53V158H52ZM58 155H59V153H58ZM96 155H99V152L96 153ZM104 155H103V156H104ZM109 155H111V153H109ZM122 155H123V154H122ZM83 156H85V155H83ZM93 156H94L96 159H98L95 155H93ZM103 156L101 155V157H103ZM126 156H127V155H126ZM126 156H125V157H121V158H123V159H124V158H126V159L129 158V159H130V157H126ZM160 156H161L162 158H161ZM160 156H159L160 158H159L158 156L155 157V159H157V161H159V160H163V159H164V161H162V162H163V165H161V167L159 168V170L162 169V167L164 166V164H165V162H166V161H165L166 158H165V157L163 158L162 154H160ZM194 156L196 157V155H194ZM248 156H247V158H248ZM101 157H100L99 160L102 162V158H101ZM109 157H111V156H109ZM109 157H108V158H109ZM136 157H137V156H136ZM54 158H55V157H54ZM58 158H59V156H58ZM58 158H57V159H58ZM91 158H92V157H91ZM158 158H159V159H158ZM167 158H168V156H167ZM193 158H194V157H193ZM247 158H246L245 161H248ZM250 158H251V157H250ZM252 158H253V157H252ZM254 158H255V157H254ZM49 159H50V157H43V160H47L46 162H48ZM67 159H68V158H67ZM72 159H73V157H72ZM86 159L89 160V157H86ZM86 159H85V160H86ZM92 159H94V158H92ZM96 159H95V160H96ZM105 159H106V156L103 158V161H104ZM126 159L123 160L125 163H126V161H125ZM129 159H128V160H129ZM169 159H170V158H168V160H169ZM172 159H173V158H172ZM195 159H198V158H195ZM195 159H194V160H195ZM95 160H94V161H95ZM99 160H97V161H99ZM120 160H121V159H120ZM120 160H119L118 162H120ZM133 160H134V159H133ZM148 160H149V159H148ZM148 160H147V161H148ZM174 160H175V159H174ZM194 160H193V161H194ZM251 160H254V159H250V161H251ZM90 161L92 162L93 160H90ZM169 161H170V160H169ZM250 161H249V162H250ZM101 162H97V164L100 165ZM115 162H116V161H115ZM139 162H141V161H139ZM143 162H144V161H143ZM176 162H177V161H176ZM107 163H108V162H107ZM107 163H106V164H107ZM157 163H158V162H157ZM173 163H174V161H172L169 165H171V167H172ZM92 164L95 165L94 163H92ZM150 164L152 165V162L148 163L147 166H150ZM154 164H155V163H154ZM158 164H162V163H158ZM176 164H177V163H176ZM245 164H248V163H245ZM252 164H253V162L250 164L251 167H253ZM93 165H91V166L93 167ZM98 165H96V166H98ZM103 165H105V163H102V165H100V166H103ZM115 165H116V164H115ZM121 165H122V164H121ZM169 165H168V167H170ZM243 165H244V163H242V165H240V166H243ZM153 166H154V165H153ZM240 166H239V167H240ZM248 166H249V165H246L247 168H248ZM98 167H99V166H98ZM116 167H117V165H116ZM116 167H115V169H116ZM122 167H123V166H122ZM155 167H156V166H155ZM155 167H154V168H155ZM173 167H174V166H173ZM249 167H250V166H249ZM94 168L96 169L95 166H94ZM117 168H118V167H117ZM125 168H126V167H125ZM135 168H136V167H135ZM138 168H139V167H138ZM141 168H143V167H141ZM148 168H149V167H148ZM154 168L152 167L151 169L153 170ZM240 168H241V167H240ZM240 168H239V169H240ZM100 169H101V167H100ZM139 169H140V168H139ZM143 169H145V168H143ZM156 169H158V168H156ZM163 169H164V167H163ZM241 169H242V168H241ZM244 169H245V167H244ZM96 170H98V169H96ZM102 170H103V168L101 169V171H102ZM145 170H146V169H145ZM152 170H150V172H151ZM154 170H155V169H154ZM168 170H169V169H168ZM214 170H215V169H214ZM248 170H249V169H248ZM250 170H252V169H250ZM253 170H254V167H253ZM76 171H77V168L73 169V173H72L73 176H75V172H76ZM98 171H99V170H98ZM142 171H143V170H142ZM156 171H157V170H156ZM232 171H233V169H232ZM147 172H149V170H148ZM154 172H155V171H154ZM154 172H153V173H154ZM94 173H95V172H94ZM96 173H97V172H96ZM102 173H103V172H102ZM104 173H105V172H104ZM108 173L110 174V172H106L104 175L106 176V174H108ZM143 173H145V174H147V175L150 174V173H149V174L146 173L145 171H144ZM249 173H252V172L249 171ZM44 174H45V176H46V175H51L52 173H49V174H48V172H47V173H44ZM53 174H54V173H53ZM53 174H52V175H53ZM91 174H93L92 171H91ZM97 174H100V173H97ZM95 175H96V174H95ZM213 175H216V173L213 174ZM213 175H212V177H213ZM218 175H219V174H218ZM218 175H216V176H218ZM245 175H246V174H245ZM251 175H252V174H251ZM251 175H249V176H251ZM57 176H58V174H57ZM57 176H56V177H57ZM90 176H91V175H90ZM46 177H47V178L49 177L48 179H51L50 176H46ZM58 177H59V176H58ZM110 177H111V176H110ZM110 177H109V179H110ZM75 178H76V177H74L73 179H75ZM95 178H97V177H95ZM88 179H92V180H94V181L97 180V179H93L92 177H91V178H88ZM88 179L85 180V181H88ZM107 179H108V178H107ZM111 179H112V178H111ZM111 179H110V180H111ZM52 180H53V179H52ZM92 180H91V181H92ZM74 181L77 182V180H73V182L70 183V184H75L76 182H74ZM94 181H92V182H94ZM88 182H90V181H88ZM107 182H108V181H107ZM112 182H114V181L112 180L111 183H112ZM118 182H119V181H118ZM215 182H217V181H215ZM77 183H78V182H77ZM98 183H99V181H98ZM100 183H101V182H100ZM109 183H110V181H109ZM162 183H163V182H162ZM164 183H165V182H164ZM217 183H218V182H217ZM80 184H81V183H79L78 185H80ZM86 184H89V183H86ZM93 184H94L95 186H98V185H99V184L96 185V182H94ZM93 184L91 183V184H89V185H87V186L89 187V186H92ZM154 184H157V183H154ZM120 185H121V184H120ZM150 185H151V184H150ZM165 185H166V183L163 184V185L161 184V186H163V187H164ZM103 186H104V185H103ZM151 186H152V187H151L152 189H153V187H155L153 184H152ZM157 187H158V186H157ZM167 187H169V186H167ZM76 188H77V192H76V194H77V193H79L80 191H78V186H77V185H76ZM151 188H150V192L152 191ZM165 188H166V187H165ZM216 188H217V187H216ZM216 188H214V189H216ZM155 189H156V187L154 188V190H155ZM176 189H177V188H176V186H175V187H174V191H175V192H179L178 194H180V191H177L178 189H177V190H176ZM154 190H153V191H154ZM166 190H169V192H170V191H172V188L170 187L169 189H166ZM116 191H121V192H123L124 189H123V190L120 189V190H116ZM155 191H160V188H159L158 190L156 189ZM155 191H154V192H155ZM215 191H216V190H215ZM215 191H213V192L215 193ZM124 192H126V191H124ZM216 192L220 194V193H221V190H220V191L217 190ZM159 193H160V192H159ZM162 193L166 196V192H161L160 194L162 195ZM172 193H173V192H171V194H172ZM57 194H59V193H57ZM57 194H56V195H57ZM76 194H75V195H76ZM154 194H155V193H154ZM219 194L215 195V197H221V196H218ZM60 195H61V194H60ZM60 195H59V196H60ZM125 195H126V194H125ZM220 195H221V194H220ZM59 196L57 195V197H59ZM123 196H124V195H123ZM126 196H127V195H126ZM165 196H164V197H165ZM169 196H170V195H169ZM53 197H54V196H53ZM53 197H50V198H53ZM57 197H56V198H57ZM156 197H157V194L155 195V198H156ZM243 197H244V196H243ZM243 197H242V198H243ZM263 197H264V196H263ZM122 198H123V197H122ZM126 198H127V197H126ZM129 198H132V197H129ZM129 198H128L127 202L130 200ZM150 198H153V195H152L151 197H149L147 200L149 201ZM155 198H154V199H155ZM166 198H167V199H170V198H168V197H166ZM242 198H240V199H242ZM68 199H69V198H68ZM154 199H153V200H154ZM162 199H165V198H163V195H162ZM262 199H263V198H262ZM262 199L256 201V203L259 201L258 204L255 203V200L253 201V203H255L256 206H257L258 208H260L259 211L263 209L262 206H259V204L262 203ZM131 200H132V199H131ZM131 200H130V201H131ZM157 200H160V199H157ZM157 200H156V201H157ZM165 200H166V199H165ZM219 200H220V199H219ZM44 201H45V200H44ZM44 201H43V202H44ZM118 201H119V200H118ZM236 201H239V198H238V200H237V199L234 200V203H235ZM260 201H261V202H260ZM67 202H68V200H66L65 206L69 204V202H68V203H67ZM127 202H125V204H126ZM132 202H133V201H132ZM152 202H153V201H151L150 203H152ZM160 202H162V201H160ZM160 202H159V203H160ZM242 202H243V200H242ZM150 203H147V204H148L147 206H149ZM234 203H233V205L236 206L235 204H237L238 202H236L235 204H234ZM253 203H252V205H253ZM23 204H24V203H23ZM25 204H28V202H25ZM128 204H130V203L128 202ZM133 204H134V203H133ZM152 204H153V203H152ZM155 204H156V205H155ZM161 204H162V206H163L164 202L160 203L159 205H158V202H157V203H154L153 205H155V209H156V208H160L159 206H160ZM241 204H243V203H241ZM63 205H64V203H63ZM63 205H60L59 208H63ZM130 205H131V204H130ZM130 205H129V206H130ZM219 205H220V204H219ZM237 205H238V204H237ZM261 205H262V204H261ZM65 206H64V207H65ZM224 206H225V205H224ZM231 206H232V205H231ZM231 206H229V207H231ZM254 206H255V205H254ZM254 206H252L253 208H255V210H254V209H253V210H254V212H257L258 210L256 209V206H255V207H254ZM67 207H69V206H66V209H67ZM151 207H152V206H151ZM151 207L149 206V208H151ZM153 207H154V206H153ZM153 207H152V209H149V210H152V212H153ZM218 207H219V206H218ZM229 207H228V208H229ZM261 207H262V208H261ZM222 208H223V206H222ZM242 208H245V207H241L240 210H243ZM64 209H65V208H63L62 210H64ZM155 209H154V210H155ZM219 209H221V208H219ZM229 209H230V208H229ZM229 209H226V210L221 209V210H222V211H225V213H226V212H227V213H230L231 211H230ZM248 209H250V210H247V211L252 212V211H251V210H252L251 208H248ZM129 210H130V209H129ZM161 210L164 211L163 208H162ZM161 210H159V211L162 212ZM167 210H168V209H167ZM231 210H232V207H231ZM233 210H235V208H234ZM236 210H238V209H236ZM240 210H238L237 212L239 213ZM256 210H257V211H256ZM2 211L4 212V210H1V209H0V213H1ZM146 211H147V209H146ZM155 211H156V210H155ZM229 211H230V212H229ZM5 212H6V211H5ZM5 212H4V213H1L3 218L5 217ZM64 212H65V210H64ZM152 212H151V213H152ZM156 212H157V211H156ZM245 212H246V211H245ZM129 213L131 214V215L129 214L130 217L133 218L134 214L137 213V211H134V212H133V209H132V211H130ZM149 213H150V212H149ZM154 213H155V212H154ZM154 213H153V214H149V216H150V215L153 216ZM164 213H165V212H164ZM167 213H169V212H167ZM167 213H166V216H167ZM222 213H223V212H222ZM238 213H237V215H238ZM242 213H243V212L240 211V215L242 216L241 218H242V220H245V219H243V216H244V215H242ZM257 213H258V212H257ZM259 213H260V212H259ZM259 213H258V214H259ZM157 214H158V213H157ZM230 214H231V213H230ZM147 215H148V213H147ZM168 215H169V214H168ZM223 215H224V214H223ZM225 215H227V214H225ZM237 215H236V212H235V214L232 215V216H234V217H232V216H231V217L234 219L235 216H237ZM246 215H248V214H246ZM256 215H257V214H256ZM166 216H164V217H166ZM221 216H222V214H221ZM251 216H255V215H252V214H251ZM130 217H129V218H130ZM225 217H227V216H225ZM225 217L223 216L222 218H225ZM239 217H240V216H239ZM239 217H238V218H239ZM129 218H128V219H129ZM131 218H130V219H131ZM166 218H167V217H166ZM169 218H170V217H169ZM217 218H218V217H217ZM217 218H214L213 221H214V222L218 221V220H216ZM222 218L219 217L220 220H224V219H222ZM227 218H228V217H227ZM227 218H226V219H227ZM232 218H231V219H232ZM238 218H237V219H238ZM246 218H247V217H246ZM250 218L254 219V217H250ZM250 218L248 217V219H246L245 221H247V220H248V221L251 220ZM256 218H257V217H256ZM226 219H225V220H226ZM231 219L229 218V219H228V222H229V220H231ZM169 220L171 221V219H169ZM238 220H239V219H238ZM238 220H237V223H238V224H239L240 222H243V221H241V219H240L239 221H238ZM131 221H132V220H131ZM133 221H135V220L133 219ZM233 221H234V220H233ZM245 221H244V222H245ZM5 222H6V221H5ZM66 222H68V218H67V221H66ZM155 222H156V224L158 223V221H155ZM155 222H154V223H155ZM166 222H167V221H166ZM223 222H225V221H223ZM244 222L241 223V224H244ZM255 222H256V221H255ZM131 223H132V224H135V223H133V222H131ZM150 223H152V222H150ZM218 223H219V222H218ZM221 223H222V222H221ZM225 223L227 224V222H225ZM231 223H232V222H231ZM234 223H235V222H234ZM234 223H233V225H232L233 228H234V225H235ZM250 223H251V222H250ZM89 224H90V223H89ZM229 224H230V223H228V225H229ZM246 224H248V222H246ZM246 224H245V225H246ZM126 225H127V224H126ZM126 225H123V226H126ZM147 225H148V226H152L153 223H152L151 225H150V224H147ZM228 225H226L227 228H229ZM248 225H249V228H248ZM248 225H247V227L245 226L246 229L243 228L244 225H243V226L240 225L241 228H240V226H239V228H240V232H239V234L237 235V232L235 233L236 236L239 237V238H236V239H239V240H240V239L245 238V237H243V236H246L245 234H243V233H244V232H243L244 229H245L246 231H248L247 229H249V231L252 232V231H251V228H250L251 225H250V224H248ZM0 226H1V225H0ZM132 226H133V225H132ZM132 226H131V227H132ZM148 226H146V227L148 228ZM223 226H225V225H224V224L221 225V227H223ZM230 226H231V224H230ZM237 226H238V225H237ZM256 226H259V223H258ZM256 226H255V227H256ZM260 226H262V224H261ZM260 226H259V227H260ZM141 227H142V226H141ZM143 227H145V226H143ZM154 227H155V225H154ZM154 227H152V229H154ZM232 227H231V228H232ZM129 228H130V227H128L127 229H129ZM139 228H140V227H139ZM139 228H137L136 230H137V231L140 230ZM147 228H146V229H147ZM223 228L226 229L225 227H223ZM239 228H237V230H238ZM141 229L144 230L145 228H144V229L141 228ZM149 229H150V228H149ZM152 229H151V230H152ZM224 229H223V231H225ZM242 229H243V230H242ZM253 229H254V231H256V232L260 231L259 229H258V231H257V230H256L257 228H256V229L253 228ZM121 230H123V228H121ZM129 230H130V229H129ZM131 230H132V229H131ZM131 230H130V231H131ZM136 230H135V231H136ZM142 230H141V231H142ZM230 230H231V229H229V231H230ZM234 230H235V229H233V230L230 231V232L227 230L226 233L229 232V233L231 234ZM245 230H244V231H245ZM53 231H54V230H53ZM130 231L128 232V234H130ZM141 231H138L137 234H139ZM146 231H147V230H146ZM149 231H150V230H148V232H149ZM241 231H242V232H241ZM117 232H118V231H117ZM122 232L125 233L124 230L121 231L120 233L122 234ZM126 233H127V231H126ZM126 233H125V235H126ZM131 233H132V232H131ZM143 233H144V232H143ZM143 233H142V234H143ZM145 233H146V232H145ZM145 233H144L143 236H146ZM226 233H224V235H225L226 237H228V238H226L227 241H228V239L232 238L230 241H228L229 243H230L232 240H233L232 242L236 241V239H235L236 236H235V237L233 236V235H235L234 233L231 234L230 237H229ZM229 233H228V234H229ZM259 233H262V231L259 232ZM259 233H258V234H259ZM263 233H264V232H263ZM221 234H223V233H221ZM241 234H243L242 237L239 236V235H241ZM118 235H119V234H118ZM125 235H124V236H125ZM130 235H131V234H130ZM132 235H134V232H133ZM214 235H215V234H214ZM217 235H218V234H217ZM247 235H248V233H247ZM113 236H115V235H113ZM139 236H141V235H139ZM225 236L221 235V237L218 236L217 238H216V237H214V238H216V240L220 241V240H221L223 237H225ZM232 236L234 237V239H233ZM110 237H111V236H110ZM120 237H122V236H120ZM134 237H135V236H134ZM75 238H76V236H75ZM127 238H129V237H126L125 239H127ZM218 238H219V239H218ZM85 239H88V238L85 237ZM112 239H114V238H112ZM122 239H124V237H122ZM139 239H141V238H139ZM187 239H188V238H187ZM246 239H249V238L246 237ZM246 239H245V240H246ZM105 240H107V239H105ZM110 240H111V239L108 238L107 241H110ZM117 240H118V239H117ZM119 240H120V239H119ZM127 240L130 241L131 239L129 238V239H127ZM134 240H135V239H134ZM5 241H6V240H5ZM5 241H4V242H5ZM83 241H85V240H83ZM83 241H82V242H83ZM86 241H87V240H86ZM86 241L84 242V244L87 243ZM89 241H91V239H90ZM179 241H182V240H179ZM179 241H178V242H179ZM221 241L224 242V240H221ZM240 241H243L242 243L245 242L244 240H240ZM240 241H239V243L241 244ZM94 242H95V241H94ZM120 242H121V241H120ZM174 242H175V241H174ZM176 242H177V241H176ZM176 242H175V243H176ZM178 242L176 243L177 245H174V244H175V243H174V244H173L174 246H170V245H168V246L171 247V248H172V247L175 248V246L178 247L180 244H183V243H182L183 241L180 242V243H178ZM228 242H224L223 244L218 243L217 246H219V245H224V244L226 243V244H227L226 246L229 245L230 248H233V247H232V246H234L233 244L235 243V245H236V242H238V240H237L236 242H234V243H230V244H229ZM130 243H132V244H130ZM130 243H127V244L125 243V246H126L125 248H127L128 246L130 247L131 245H133V242L130 241ZM254 243L257 245L258 242H254ZM92 244H93V243H92ZM92 244H91V245H92ZM95 244H96V242H95ZM178 244H179V245H178ZM184 244L186 245V242H185ZM211 244H212V243H211ZM216 244H217V243H216ZM5 245H6V243H5ZM82 245H83V243H82ZM88 245H90V243H89ZM208 245H209V244H208ZM95 246H96V245H95ZM95 246H94V247H95ZM164 246H165V245H164ZM166 246H167V244H166ZM168 246H167V247H168ZM182 246H184V245H182ZM182 246H180V247H182ZM224 246H225V245H224ZM257 246H258V245H257ZM83 247H85V245H83ZM132 247H133V246H132ZM132 247L129 248V249L131 250ZM180 247H179V248H180ZM185 247H186V246H185ZM185 247H182L183 250H184ZM252 247H253V246H251V249H249V251H246V252H249V254H250V253H251L250 250H252ZM255 247H256V246H255ZM151 248H152V247H151ZM171 248H168V249L171 250ZM173 248H172V249H173ZM182 248H181V250H182ZM218 248H219V249H222V251H223V248H220V247H218ZM257 248H258V247H257ZM261 248H262V247H261V244H259V249L261 250ZM127 249H128V248H127ZM177 249H178V248H177ZM185 249H186V248H185ZM117 250H118V249H117ZM122 250L124 251V250H126V249H123V248H122ZM132 250L134 251V250H136V248L134 247V249H132ZM142 250H143V249H142ZM151 250H153V248H152ZM151 250H149V251H147V252L152 253V252L154 251V250H153V251L151 252ZM166 250H167V249H166ZM179 250H180V249H179ZM224 250L228 251L227 249H224ZM136 251H137V250H136ZM261 251L264 252V247H263V250H261ZM147 252H146V253H147ZM155 252H157V251H154V253H155ZM122 253H123V252H122ZM133 253H134V252H133ZM157 253H158V252H157ZM225 253H226V252H225ZM230 253H231V252H230ZM252 253H253V252H252ZM143 254H144V252H143L142 254H140V255H141L142 257H143L144 255L146 256V254H144V255H143ZM160 254H161V253H160ZM160 254H158V256H159ZM227 254H229V253H227ZM244 254L247 256V259L250 258L249 255H247L246 253H244ZM244 254H243V255H244ZM136 255H137V254H136ZM138 255H139V254H138ZM225 255H226V254H225ZM229 255H230V254H229ZM119 256H120V255H119ZM121 256H122V255H121ZM222 256H223V255H222ZM233 256H234V255H233ZM246 256H245V258H246ZM252 256H255L254 253H253ZM252 256H251V257H252ZM136 257H137V256H136ZM236 257H237V256H235V258H234V257H233V258L236 259ZM242 257L244 258V256H242ZM248 257H249V258H248ZM257 257H258V256H256L255 258H257ZM126 258H128V257H126ZM204 258H206V257L204 256V257H202L201 259H204ZM219 258H220V257H219ZM221 258H224V256L221 257ZM221 258H220V259H221ZM226 258H228V257L225 256L224 259H226ZM237 258H239V257H237ZM245 258H244V259H245ZM253 258H254V257H252V259H250V260H253ZM255 258H254V260H255ZM3 259H6V258L4 257ZM3 259H2V260H3ZM201 259H198V260L201 261ZM220 259H218V260H220ZM224 259H223V261H224ZM234 259H232V260H234ZM247 259H246V260H247ZM259 259L262 260V259H264V257H262V259H261V258H259ZM112 260H113V259H112ZM112 260H111V261H112ZM168 260H170V259H168ZM181 260H182V259H181ZM181 260L179 259L178 262L180 263ZM204 260H206V259H204ZM204 260H203V261H204ZM207 260H208V259H207ZM207 260H206V261H207ZM218 260H215V261H217V264H218ZM226 260H227V262H228V259H226ZM229 260H230V261H229V262H230L229 264H231V261H232V260H231V259H229ZM242 260H243V259H242ZM111 261H110V262H111ZM131 261H132V260H131ZM164 261H166V259L163 260V262H164ZM203 261H202V262H203ZM263 261H264V260H263ZM125 262H126V261H125ZM125 262H124V263H125ZM168 262L171 263L172 260H170V261H168ZM178 262L175 263V261H174L175 264H178ZM207 262H209V261H207ZM210 262H211V261H210ZM210 262H209V263H210ZM213 262H214V261H213ZM225 262H226V261H225ZM237 262H239V261H237ZM237 262L234 261L233 264H237ZM241 262H246V261H241ZM247 262L249 263L250 261L247 260ZM114 263H115V262L112 261V264H114ZM161 263H162V262H161ZM219 263H221V262H219ZM100 264H103V263H100ZM164 264H165V263H164ZM205 264H206V263H205ZM211 264H212V263H211ZM213 264H215V263H213ZM246 264H247V263H246ZM250 264H252V262H250ZM255 264H256V263H255ZM257 264H260V262H258ZM261 264H262V263H261Z\"/></svg>","mask_w":264,"mask_h":264}]
</instances>
